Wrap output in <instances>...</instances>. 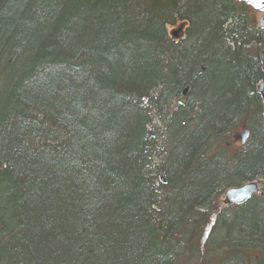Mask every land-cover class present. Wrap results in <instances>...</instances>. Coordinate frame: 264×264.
Masks as SVG:
<instances>
[{"label":"trees","instance_id":"16d2710c","mask_svg":"<svg viewBox=\"0 0 264 264\" xmlns=\"http://www.w3.org/2000/svg\"><path fill=\"white\" fill-rule=\"evenodd\" d=\"M252 11L0 0V264L264 263L263 198L232 224L242 247L208 230L222 190L264 179V129L237 161L224 153L233 122L262 109ZM178 22L190 28L174 42L166 28Z\"/></svg>","mask_w":264,"mask_h":264},{"label":"bare ground","instance_id":"6f19581e","mask_svg":"<svg viewBox=\"0 0 264 264\" xmlns=\"http://www.w3.org/2000/svg\"><path fill=\"white\" fill-rule=\"evenodd\" d=\"M237 1V0H236ZM260 20V19H259ZM259 20H258V22L256 21V20H254V23H255V27L258 29V30H260V31H263L264 32V30L263 29H261L260 27H259ZM181 27H182V29H181ZM190 28V26H189V24H187V23H182V25H180V27H179V29L177 30V31H175V32H172V34H170V35H168V33H167V35H168V37H169V39L170 40H172V41H174V42H178V41H180V40H182V39H185V38H187V34H188V29ZM166 31H167V28H166ZM250 42H252V40H250ZM261 54L263 55V58H264V45H262V47H261ZM261 84H263L264 85V80H261V81H259L258 83H257V85H256V89H255V92L258 94V96L260 97L259 98V103H260V105H261V108H263V102H264V99H262L263 98V95H264V93L263 94H261L260 92H259V89H260V85ZM190 91H191V87L188 85V86H186L184 89H183V91L181 92V94H180V98H181V100H182V103H184L186 100H187V98H188V96H189V93H190ZM179 103V101H177V102H174V103H171L170 104V113L168 114V116H170L171 114H174L177 110H178V107H179V105H177ZM257 121H258V119L255 121V124L257 123ZM235 122V121H234ZM233 122V123H234ZM159 127H158V129L159 130H161V134H162V136H161V138H160V147H164V146H168V133H167V131H168V126L166 125V124H162V121H159ZM233 125V124H232ZM260 125V124H259ZM245 127V126H244ZM244 127H242V128H244ZM231 128V127H230ZM245 128H247V130L249 131V137L247 138V140L245 141V143H242V139H241V134H242V130H241V134L239 135V139H240V143H241V146H242V148L243 149H240V150H235V152H233L234 153V156L230 159V160H233V161H237L236 159H237V155H242L243 153H245L246 151H248V150H251V146H252V143H253V140H254V132H253V129L254 128H252V127H250L251 128V131H250V129L248 128V127H245ZM232 145H233V141H231V142H229V147H230V149L232 148ZM215 152H218V151H220V150H222V148H221V145L220 144H215V145H213L212 147H211ZM224 153H225V155H226V157H227V150H225L224 151ZM228 158V157H227ZM229 159V158H228ZM259 177V176H258ZM159 181H160V183H162V184H166V179L164 178V176L161 174L160 176H159ZM253 182H256L258 185H259V187L261 188L262 186L264 187V179L260 176L258 179L256 178L255 180H252ZM252 181H249V182H252ZM245 183H248V182H245ZM245 183H240V185H238V186H233V187H229V188H226V189H224V190H222V194H224V198H225V193L227 192V191H229V190H231V189H234V188H237V187H239V186H241V185H244ZM257 197H260V198H263L264 199V193H261V190H260V193L258 194V195H255V196H252V198L250 199V200H248V201H246V202H244V203H242V204H239V205H236V204H234V205H227V204H225L224 203V200H223V205H224V207L226 208V210H223L222 211V209H221V207H217V208H215V203L213 202V205H214V209L216 210L215 211V214H214V216H213V223L214 224H212L209 228H208V230H210V229H212V227L213 228H216V227H219V224L221 223H223V224H226V223H228L229 222V218H232L233 216H235L238 212L239 213H241L242 212V208H249V209H252L253 207H258V206H260V204L259 203H254L253 204V202H252V200L254 199V198H257ZM223 216V219H220V217H222ZM220 219V220H219ZM220 224V225H221ZM220 234L219 233H217V239H218V236H219ZM220 244V243H219Z\"/></svg>","mask_w":264,"mask_h":264},{"label":"rangeland","instance_id":"374dc122","mask_svg":"<svg viewBox=\"0 0 264 264\" xmlns=\"http://www.w3.org/2000/svg\"><path fill=\"white\" fill-rule=\"evenodd\" d=\"M262 15H263L262 12H259V11H252L251 12V17L253 18L252 20H256L257 22L261 18ZM180 25H182V23L178 22V23H176L173 26H167L168 35L172 34V32L177 31L179 29ZM259 112H260V114H257V113L255 114L254 112H244V113H242L240 115V117L235 120V122L233 123V125L229 129V135H227L226 142L233 141L232 148L230 149L229 146L226 148L227 157L229 159H231L234 156L233 152H235V150L243 149L242 146H241V143H240V139H239V135L241 134L242 127H244V126L248 127L250 129V131H251L250 127L254 128L253 132L256 135H257V133L260 130L264 129V109L262 108ZM259 117H260V119L262 118L263 125H261V124L259 125V123L255 124V121L257 119H259ZM216 144H218V142ZM235 180H238V178H236ZM261 193H264V187L263 186L261 187ZM223 200H224V194H219V196L214 201L215 208L221 207L222 211L226 210V208L223 205ZM245 210H246L245 213L244 212L243 213H239L238 212L235 216H233L232 218H229V222L228 223H226V224H223V223L221 224L220 223L221 225L219 224L221 233H220V236L217 239V243L223 242L225 240L226 235H231L232 238L237 240V241H231V242L234 245H236V246L239 245L240 247H242L241 246L242 244H241V241H240L241 239L238 240V238L236 237L238 233L236 231H234V229H233V231H231L232 230L231 227H232V224H236L237 222H239L242 219L246 218V216H247V218L249 217V214H247V212H249V208H245ZM253 255H252V257H254V258H259V256H260L259 253H256L254 256ZM226 262H227V264H241L242 263L238 259V257L237 258H230ZM218 263H219V261H218Z\"/></svg>","mask_w":264,"mask_h":264},{"label":"water","instance_id":"95a60500","mask_svg":"<svg viewBox=\"0 0 264 264\" xmlns=\"http://www.w3.org/2000/svg\"><path fill=\"white\" fill-rule=\"evenodd\" d=\"M250 5L253 9L262 12V16L259 20V27L264 30V0H237ZM182 29V27H181ZM259 92L264 93V85H260ZM249 137V131L247 128H242L241 139L242 143H245ZM261 188L256 182H248L237 188L231 189L225 193L224 203L227 205H239L252 198V196L258 195Z\"/></svg>","mask_w":264,"mask_h":264},{"label":"flooded vegetation","instance_id":"af4514ba","mask_svg":"<svg viewBox=\"0 0 264 264\" xmlns=\"http://www.w3.org/2000/svg\"><path fill=\"white\" fill-rule=\"evenodd\" d=\"M262 99H264V95H263V98ZM263 109H264V102H263Z\"/></svg>","mask_w":264,"mask_h":264}]
</instances>
